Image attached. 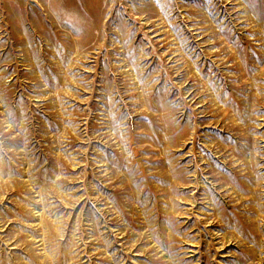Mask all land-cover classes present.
Instances as JSON below:
<instances>
[{"label": "rangeland", "instance_id": "374dc122", "mask_svg": "<svg viewBox=\"0 0 264 264\" xmlns=\"http://www.w3.org/2000/svg\"><path fill=\"white\" fill-rule=\"evenodd\" d=\"M0 264H264V0H0Z\"/></svg>", "mask_w": 264, "mask_h": 264}]
</instances>
